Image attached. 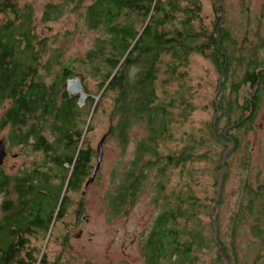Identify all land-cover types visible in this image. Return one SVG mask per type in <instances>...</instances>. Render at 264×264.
<instances>
[{
    "label": "trees",
    "instance_id": "16d2710c",
    "mask_svg": "<svg viewBox=\"0 0 264 264\" xmlns=\"http://www.w3.org/2000/svg\"><path fill=\"white\" fill-rule=\"evenodd\" d=\"M184 1L48 0L38 16L31 1L0 0V105L8 103L0 128L9 127L7 149L18 145L42 154L33 166H22L14 175L7 176L0 167V192L14 194L1 205L0 264H56L48 263L43 252L36 256L32 239H49L55 223L69 211V193L82 192L96 158L89 132L99 111L106 110V99L112 105L105 134L116 138L121 154L132 127L145 129L123 170L112 171V190L104 198L114 218L150 188L151 204L159 211L142 236V264H225L221 253L229 264H246L245 255L251 252V264L264 261V179L239 186L224 239L218 208L214 236V194L200 195L195 175V164L211 163V186L217 187L221 158L215 160L212 144L228 149L227 129L235 139L234 153L241 139L231 130L248 131L255 125L264 94V9L257 17V40L250 42L246 31L237 40L223 14L211 25L193 26L201 9L192 0ZM80 8L85 25L97 35L82 57L68 58L37 28ZM193 53L212 61L223 84L212 103L217 115L177 136L176 129L188 123L196 109L187 84ZM74 77L80 79L83 104L80 94L69 96L66 90V81ZM88 77L97 80L96 91L87 86ZM74 83L72 79L70 85ZM245 85L249 94L240 101ZM221 117L227 122L223 130ZM174 142L181 145L172 147ZM170 170H176L180 180L171 189ZM80 197L75 212L81 211L85 197ZM246 222L255 242L241 255L239 227Z\"/></svg>",
    "mask_w": 264,
    "mask_h": 264
},
{
    "label": "rangeland",
    "instance_id": "374dc122",
    "mask_svg": "<svg viewBox=\"0 0 264 264\" xmlns=\"http://www.w3.org/2000/svg\"><path fill=\"white\" fill-rule=\"evenodd\" d=\"M35 3L37 14H41L43 5L48 0H26ZM58 1V0H52ZM88 2V0H84ZM186 1V0H185ZM184 1V2H185ZM192 4L197 3L201 9L198 18L194 20L193 26L201 27L211 25L212 21L220 14H223V19L227 21L226 25L229 29L237 35V40L244 36L245 31L248 33V40L255 42L257 37L254 31L258 23V16L261 10L264 9V0H192ZM195 6V5H193ZM196 7V6H195ZM83 9L77 12H67L54 22L41 23L38 25V32L46 36L49 41L54 42L55 45L61 46L69 57L81 56L91 46L97 32L88 29L84 23L82 14ZM189 79L187 80L188 86H191L193 94L192 101L196 109L183 126L176 129L175 134L179 136L183 131L188 132L193 126H200L209 121L217 115L213 112L212 103L218 99L217 89H222V84L219 79V74L208 58L202 55L193 53L190 57V64L188 65ZM78 78H70L66 81V90L70 95L83 94V99L79 100L80 104L84 102V92H82L80 81L78 84L70 85V81ZM87 86L92 91L97 89V80L94 78H87ZM227 87L228 84L226 85ZM241 88L239 92V99L243 101L249 93L248 86ZM173 92L177 89L174 86L170 87ZM187 93V91H186ZM260 101L259 112L254 121V127L248 131L239 129H232L231 133L240 141V148L234 152L229 153L226 157L225 171L226 176L222 182L220 199L222 203L219 207L221 219V230L224 239H227V232H229V224L231 215L237 206L238 196L241 191L239 186L243 181L249 180L252 183L257 180L264 179V94ZM8 103L0 105V116L6 110ZM106 110H100L97 115V120L94 121L92 132H89V139L93 149L98 146V141L105 135L103 141V154L99 165V172L97 180H93L88 184L83 197V205L80 212H75L76 202L80 197L81 189L77 192H70L71 205L68 208V213L57 221L51 229L49 239L41 240L40 238L35 241L32 239L35 253L39 251L44 253L48 263L54 262L56 264H142L139 251L142 236L146 235L154 217L159 209L151 204V196L153 195L150 188H147L138 197L134 203L128 206V211L116 217H112L107 208V203L104 198L108 190H112L111 175L113 170L117 167L118 171H122L127 161L134 155L133 150L137 140L144 135L145 129L142 125L137 124L132 127L131 137L129 144L126 145L125 152L120 153V143L114 136H106L109 130V117L107 110L112 105L111 100L104 101ZM227 125L226 118L219 119V126L221 130ZM9 131V127L0 128V138H5ZM225 131V130H224ZM6 143V142H5ZM172 147H179L181 144L171 143ZM24 148V149H22ZM227 149V148H226ZM223 145L212 144L211 152L215 160L220 159L224 154ZM9 150V152H8ZM7 155L4 158L2 169L4 174L14 175L17 174L18 169L22 166H33L34 162L42 157L41 153L31 152L28 147H19L18 145L9 146L6 149ZM96 159V158H95ZM94 159V161H95ZM93 161V162H94ZM195 175L199 178L198 192L200 195L214 194L218 191L217 187L211 186L213 181L211 163H198L195 164ZM170 182L168 183L169 189L173 188L179 180V175L176 170H170ZM216 179L219 178V171L216 173ZM10 190V188H9ZM216 191V193H215ZM13 197V192L8 194L0 192V216L3 214L1 211L2 202L9 197ZM211 212V211H210ZM238 243L239 251L242 255L247 252V245L255 242L254 237L250 234L248 222L240 225L239 227ZM253 249H256L253 246ZM244 256V255H243ZM254 254L246 253V264H251ZM260 264H264V261Z\"/></svg>",
    "mask_w": 264,
    "mask_h": 264
},
{
    "label": "water",
    "instance_id": "95a60500",
    "mask_svg": "<svg viewBox=\"0 0 264 264\" xmlns=\"http://www.w3.org/2000/svg\"><path fill=\"white\" fill-rule=\"evenodd\" d=\"M76 80L78 83L80 81V79H74ZM83 99V94H80V97H79V100ZM225 133V136L227 137V139H230V142H231V145L229 146L228 149H226L224 151V154H222V157H221V161H220V172H219V180H218V184H217V194H216V197H215V200H214V205L213 207L211 208V216L214 218L213 220V228L215 230V233H214V236L215 238L217 237V233L218 231L216 230V226H215V220H216V210H217V207H218V202H219V198H220V194L222 193L221 191V186H222V182L224 180V167H225V160H226V157L227 155H229V153L232 152V149L235 147V139L232 138V136L229 135V133H227V129H225L224 131ZM105 139V135L102 136V138L98 141V146H96V149H95V162L92 166V171H91V174L86 182L85 185H83V188H82V194H84L88 184H90V182L93 180V178L95 177L96 173L99 172V165H100V162H101V159L103 158L102 157V154H103V147H102V143ZM6 143H5V139L4 138H0V167L2 166L3 164V160L5 158V156L7 155V152H6ZM221 256H223V260L225 261V264H229L228 263V257L225 256L223 253H221Z\"/></svg>",
    "mask_w": 264,
    "mask_h": 264
},
{
    "label": "bare ground",
    "instance_id": "6f19581e",
    "mask_svg": "<svg viewBox=\"0 0 264 264\" xmlns=\"http://www.w3.org/2000/svg\"><path fill=\"white\" fill-rule=\"evenodd\" d=\"M75 84H78V82H77V83H74V84H71V85H75ZM71 85H70V86H71ZM70 86H69V87H70Z\"/></svg>",
    "mask_w": 264,
    "mask_h": 264
},
{
    "label": "flooded vegetation",
    "instance_id": "af4514ba",
    "mask_svg": "<svg viewBox=\"0 0 264 264\" xmlns=\"http://www.w3.org/2000/svg\"><path fill=\"white\" fill-rule=\"evenodd\" d=\"M228 132V131H227Z\"/></svg>",
    "mask_w": 264,
    "mask_h": 264
}]
</instances>
